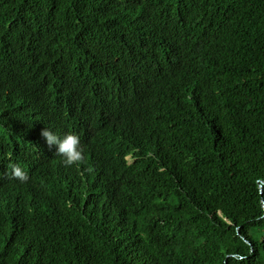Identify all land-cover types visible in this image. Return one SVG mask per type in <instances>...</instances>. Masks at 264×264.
Masks as SVG:
<instances>
[{
  "label": "trees",
  "instance_id": "1",
  "mask_svg": "<svg viewBox=\"0 0 264 264\" xmlns=\"http://www.w3.org/2000/svg\"><path fill=\"white\" fill-rule=\"evenodd\" d=\"M2 141L0 264H264V0H0Z\"/></svg>",
  "mask_w": 264,
  "mask_h": 264
},
{
  "label": "clouds",
  "instance_id": "2",
  "mask_svg": "<svg viewBox=\"0 0 264 264\" xmlns=\"http://www.w3.org/2000/svg\"><path fill=\"white\" fill-rule=\"evenodd\" d=\"M49 120H53L50 129L46 125ZM68 123L69 114L65 110H62V112L56 116L52 115L50 110L49 115L46 117H36L35 123L31 124L40 129L41 136L45 138L47 143L45 146L51 149V151H46L45 160L55 156L59 158L64 165L72 166L78 164L83 159L84 154L80 137L75 133L60 132L61 127H68ZM22 145L23 144H9L2 141V148L0 151V167L6 165L10 168L9 174L19 182L17 186H21V183H24L27 179V171L39 166V164H31L30 167L24 170L18 165L13 167V162L18 159ZM13 199V197H8V194H5V192H0V215L4 213L6 208H12L11 203Z\"/></svg>",
  "mask_w": 264,
  "mask_h": 264
}]
</instances>
